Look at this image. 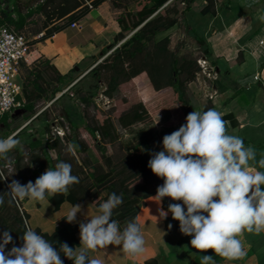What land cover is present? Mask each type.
I'll return each instance as SVG.
<instances>
[{"label": "trees", "instance_id": "obj_1", "mask_svg": "<svg viewBox=\"0 0 264 264\" xmlns=\"http://www.w3.org/2000/svg\"><path fill=\"white\" fill-rule=\"evenodd\" d=\"M90 1L94 7L106 0H12V5L4 7L0 5V25H14L21 29L28 17L33 14H43L44 26H49L41 38L52 36L56 31L69 26L73 21L80 20L92 8L87 4ZM195 0H111V12L120 26L114 41L109 48L103 50V59L98 62L90 72L94 76L111 73L107 81L105 93L112 97L115 91L120 90L123 82L133 79V89L130 95L124 96L134 100L129 109H124L117 119L128 139L118 137L112 115L107 114L103 120L98 117H90L84 122V130L89 132L95 145L103 154L98 155L92 144L82 137L66 136L65 147L71 144L73 150L81 157H64L60 148L61 140L56 137L52 141H44L43 138L33 137L25 141L28 151L16 146L14 151L7 154V159L0 158V195L4 194V204L0 206V237L5 231L12 236L13 242L8 244L6 252L13 245L22 246V235L25 231V222L33 230L49 240L57 250L61 243H67L70 247L79 250L80 220L68 223L66 213L75 204L81 205L89 199L98 209L101 202L115 192L123 196V203L113 210L112 219L119 223L121 230L126 227L128 221L137 218V214L144 200L155 193L152 186L159 180L148 167L151 154L161 151L159 137L179 129L186 123V116L194 111L196 104L192 92H188L187 83L194 80L200 69L197 59L184 57L181 62L175 55L176 50L170 48L171 38L165 36L157 39V35L172 28L184 19L186 26L191 30L195 39L203 48V55H209L205 41L199 37L186 20V13L192 8ZM208 4L203 12L211 10L214 0H207ZM121 2V3H120ZM133 3L132 8L130 4ZM129 6V7H128ZM24 8L27 12H24ZM58 23L53 24L55 21ZM32 46L35 41L28 40ZM120 43V44H118ZM74 71L62 74L51 64L49 59L39 58L33 67L27 69V75L22 80L21 91L17 95L20 104L29 111L27 118L36 114V103L40 100L51 101L56 94L63 89V84L74 79ZM98 78V77H97ZM84 102H91L90 96H83ZM176 103L186 106L188 114H180L179 124L158 126L154 121L157 112H168ZM211 107V103L205 106V110ZM86 110V109H85ZM116 110L115 107L112 109ZM37 115L36 117H38ZM168 122L169 115H164ZM8 113L0 116V122L9 126ZM180 119V117H179ZM47 123V121H46ZM73 129L80 124L73 122ZM46 126H49L46 124ZM46 128L44 132H49ZM12 133V132H11ZM10 133V134H11ZM120 139L124 153L120 159L112 154H106V143ZM246 146L256 145L244 140ZM59 151L54 158L50 155V149ZM105 164H101V161ZM64 161L72 166V174L79 178L78 184L70 185L68 191L46 196L43 201L30 199L12 200L7 195L8 185L12 180H18L22 184L35 180L48 168H55L57 162ZM10 166L12 169H10ZM170 203L180 201H166L167 209ZM46 210L48 215L57 217L52 228L45 230L41 225H34L33 211ZM186 210V209H185ZM58 215V216H57ZM165 221L179 224L170 214ZM64 264H73V261L63 256Z\"/></svg>", "mask_w": 264, "mask_h": 264}, {"label": "clouds", "instance_id": "obj_2", "mask_svg": "<svg viewBox=\"0 0 264 264\" xmlns=\"http://www.w3.org/2000/svg\"><path fill=\"white\" fill-rule=\"evenodd\" d=\"M19 143L15 133L0 138V158L7 159ZM162 145L163 149L152 153L148 161L153 174L164 181L154 197L161 202L169 197L182 203H170L166 211L159 208L157 218L167 219L171 213L179 221L180 232L191 237L190 244L198 252L211 250L228 260L245 256L239 237L245 231H264V171L256 170V149L230 134L223 114L215 109L189 113L185 124L163 137ZM68 150H72L71 145ZM258 167L264 168V158L259 159ZM78 183L71 164L60 161L35 182L22 184L12 180L7 195L11 197L9 203L25 199L43 201L46 196L66 192L70 185ZM3 197L4 194L0 195V206L4 204ZM122 203V194L113 192L99 204L96 215L79 223V250L66 242L57 250L25 222L22 246L13 245L6 252L13 239L5 231L0 237V264H64L61 253L73 264H103L101 259L90 257L89 252L109 245H120L126 254L138 256L145 251L138 218L128 221L123 230L112 219L113 210ZM81 211L82 206L75 204L64 219L74 223ZM168 227L171 229L172 225ZM200 264H215V260L206 254Z\"/></svg>", "mask_w": 264, "mask_h": 264}, {"label": "crops", "instance_id": "obj_3", "mask_svg": "<svg viewBox=\"0 0 264 264\" xmlns=\"http://www.w3.org/2000/svg\"><path fill=\"white\" fill-rule=\"evenodd\" d=\"M207 4V0H195L186 13L187 22L205 41L209 50V55H203L208 61V70L216 74L214 79L211 77L210 84L205 82L207 87L203 88L206 93L194 111H207L205 104L209 100V109L223 114L230 134L258 147L256 170L264 171V168L258 167L259 159L264 158V0H214L211 10L215 11L203 12ZM0 5L9 6L4 3ZM110 6L106 0L92 8L78 20L83 25L82 29L67 26L47 38H41V35L50 25L43 24L36 29L28 39L35 43L26 60L19 65L18 80L21 86L27 75L26 72L21 76V67L27 70L39 58L49 59L62 74L72 69H75L74 73L78 70L85 73L100 62L103 50L111 46L120 30ZM26 23L27 20L21 30ZM36 116L26 118L27 125ZM156 193L144 200L137 214L145 238V251L142 254L132 257L123 251L122 246L109 245L90 251L89 256L101 259L103 264H200L201 257L207 254L213 256L215 264H264V231H245L239 237L246 252L239 259L228 260L211 250L198 252L190 244L191 237L180 232L179 224L157 218L159 208L167 210L164 207L165 198L166 201L172 199L165 197L161 202L154 197ZM81 206L85 207V214L77 215L81 222H87V218L97 214V207L89 199L84 200ZM49 218L52 228L57 218L51 215ZM169 224L172 225L171 229Z\"/></svg>", "mask_w": 264, "mask_h": 264}, {"label": "rangeland", "instance_id": "obj_4", "mask_svg": "<svg viewBox=\"0 0 264 264\" xmlns=\"http://www.w3.org/2000/svg\"><path fill=\"white\" fill-rule=\"evenodd\" d=\"M25 1V0H21ZM109 2L111 0H108ZM121 2L127 1V0H119ZM120 2V3H121ZM0 3H4L6 6H11V0H0ZM133 3L130 4V7L132 8ZM111 7V6H110ZM129 7V6H128ZM26 9V8H24ZM45 22V17L43 14H33L32 16L28 17L26 26L21 30H17L14 25H11L10 27L15 29L16 31L24 34L27 39L32 37V33L41 27ZM165 36H169L171 38L170 42V48L175 51V55L179 62L183 60L184 57H188L190 59H197V64L200 66V69L196 75V78L190 82L187 83L188 92H192L193 97L195 98L194 103L198 105L200 103V99L204 98V95L206 93V89L203 87L205 86V82L208 84L211 77H215V73L212 71H209L208 69L203 70L202 66L200 65L199 59L203 56V48L198 43V41L195 39V36L191 30H189L186 26L185 20L182 19L178 24L173 26L172 28L162 32L161 34L157 35V39H161ZM120 44V43H118ZM202 62V60H201ZM23 66V65H22ZM91 70V69H90ZM90 70L84 72H75L73 74L74 79L72 81H69L65 84H63V89L58 92L57 94L63 92V94L58 97L54 101H44L40 100L36 103V115H39L37 118H35L29 125H27L26 118L29 115V111L24 109V106L22 104L14 107L11 111L8 113V119H9V126H6L2 122H0V138H7L11 132L16 134V138L20 141L19 147H23L24 150L28 151V146H26L25 141L33 138V137H39L43 138L44 141H52L54 138L58 137L61 142L62 146L60 148L62 154L64 157H81L80 154H75L73 148L71 151L68 150L67 147H65V140L66 136L69 134H72V137L76 138L77 134L78 136L82 137V139L86 140L90 144H92L94 151L98 155L103 154V152L96 147L95 141L89 134V132L84 130V122L87 118L89 119V116L91 117H98V120H103L104 116L107 114L112 115V120L115 125V130L118 133V137L122 138L126 141L128 139V135L126 134L125 130L119 123L117 116L124 110L129 109L131 105L134 103V100H129L128 98H132V88L134 81L133 79L130 81L123 82L119 87L120 90L115 91L113 93L112 97L107 96L105 93V89L107 88V81L109 77L111 76V73H104L100 77L94 76L93 72H90ZM27 70L24 67H21L20 74L21 76L26 73ZM212 74V75H211ZM21 81V80H20ZM133 83V84H132ZM127 93V94H126ZM56 94V95H57ZM130 95L127 98V103L125 102L124 96ZM201 94V97H200ZM87 95L90 96L91 102L87 104L83 100V96ZM124 95V96H123ZM126 97V96H125ZM209 102V100H208ZM206 102L205 106L208 104ZM198 103V104H197ZM174 106L172 108L168 109V112L160 111L157 112L154 115V121L156 124H166V125H174L179 124L181 121V113H185V115L188 114L186 106L176 103L173 104ZM115 107L116 110L113 111L112 109ZM200 108V106H199ZM86 109V110H85ZM191 112H193L191 110ZM169 115V121L166 122L164 115ZM4 115V114H3ZM2 115V116H3ZM34 116V115H33ZM180 117V119H179ZM47 121V123H46ZM76 122L80 124L79 128L73 129L72 123ZM48 124L49 126H46ZM180 127V126H179ZM48 128L49 132H44V130ZM63 129L65 131V134L62 136L58 133L59 130ZM12 133V134H13ZM165 135L159 137L160 140V147L163 148L162 140ZM67 142V146L69 147ZM15 149V148H14ZM13 150L10 152L12 153ZM124 147L121 146L120 139H116L115 141L111 143H106V154H112L115 156V158L120 159L122 156V153H124ZM59 151V148L57 149H51L50 155L52 157H56L57 153ZM101 164H105V162L102 160ZM10 169L12 167L10 166ZM163 180H159L155 183L154 186H152V190L157 192V187L159 185L163 184ZM182 203V201H180ZM90 208L92 206H89ZM89 210V209H88ZM85 214V207L83 206L82 211L78 213L77 215L82 216ZM58 216V215H57ZM89 217V214H88ZM57 218V217H56ZM34 225H41L43 229L49 230L50 229V223L51 220L49 218V215L47 214L46 210H38L33 211V222Z\"/></svg>", "mask_w": 264, "mask_h": 264}, {"label": "built area", "instance_id": "obj_5", "mask_svg": "<svg viewBox=\"0 0 264 264\" xmlns=\"http://www.w3.org/2000/svg\"><path fill=\"white\" fill-rule=\"evenodd\" d=\"M87 4L93 8L90 1ZM72 28L82 29L83 25L77 20L70 25ZM31 50V45L26 36L8 25H0V116L20 105L17 95L21 91L19 83V65L26 60ZM202 60V62H201ZM203 70L209 69L207 59H199ZM58 133L65 134L63 129Z\"/></svg>", "mask_w": 264, "mask_h": 264}, {"label": "water", "instance_id": "obj_6", "mask_svg": "<svg viewBox=\"0 0 264 264\" xmlns=\"http://www.w3.org/2000/svg\"><path fill=\"white\" fill-rule=\"evenodd\" d=\"M64 92V91H63ZM63 92L59 93L55 98H58L60 95L63 94Z\"/></svg>", "mask_w": 264, "mask_h": 264}]
</instances>
